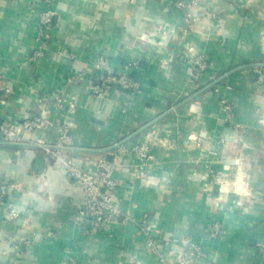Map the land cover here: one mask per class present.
I'll use <instances>...</instances> for the list:
<instances>
[{"label":"crops","instance_id":"crops-1","mask_svg":"<svg viewBox=\"0 0 264 264\" xmlns=\"http://www.w3.org/2000/svg\"><path fill=\"white\" fill-rule=\"evenodd\" d=\"M49 8L55 25L35 60L37 16ZM190 48L212 64L205 86L191 79ZM99 54L113 70L135 62L140 93L114 87L94 96L86 81L67 82L75 73L91 76ZM257 68L264 73V0H0V120L35 113L44 91L75 96L66 154L94 172L122 143L115 196L131 216L84 235L72 221L82 189L40 148L0 138V176L21 184L10 200L26 213L0 221V264H67L68 256L76 264H160L149 237L169 261L196 243L206 257L192 264H264V85ZM208 76L216 79L208 83ZM27 138L52 143L56 131ZM140 144L148 147L144 162L132 151ZM139 170L145 176L135 177ZM230 171L246 176L250 192L233 215L210 175ZM213 220L223 223L221 238L208 237ZM21 237L30 245L14 248Z\"/></svg>","mask_w":264,"mask_h":264},{"label":"built area","instance_id":"built-area-1","mask_svg":"<svg viewBox=\"0 0 264 264\" xmlns=\"http://www.w3.org/2000/svg\"><path fill=\"white\" fill-rule=\"evenodd\" d=\"M55 0H50L53 2ZM178 5H181L179 3ZM193 6L197 2H192ZM56 11L52 8L41 11L37 18V36L34 49V59H40L46 52L51 31L55 25ZM189 60L192 64L191 79L198 85L205 86L203 82L204 74L211 69L212 64L208 58L200 52L189 49ZM91 76L85 77L83 73H75L67 78L69 83H81L86 81V88L89 94L101 96L110 89L117 87L129 95L134 96L140 93V85L133 73L136 68L135 62H128L118 70L110 67L107 58L101 54L96 55L91 60ZM257 82H261L264 73L261 69L255 70ZM208 83L216 78L208 76ZM218 89H216L217 91ZM37 111L21 119H1L0 120V138L3 143L17 147H37L40 148L45 159L52 162L53 165L62 169L67 177L72 178L74 182L82 189V206L72 215L73 224L76 225L86 236H92L96 232L105 230L113 225L126 224L131 222L129 212L124 211L120 201L115 196L119 187V180L115 177V171L118 166V157L127 151V148L120 142L114 144V158L111 160L99 158L96 162L94 172H87L79 168L74 160L66 154V149L71 142V133L68 124V117L72 116L77 110L75 96H66L44 91L37 95ZM220 106L226 122H231L233 117L231 103L223 98L220 100ZM49 129L56 131V138L52 143L29 142L27 135L34 132H43ZM136 158L144 162L148 158V147L140 144L132 148ZM145 176L143 170L135 173V177ZM21 184L4 180L0 176V221L13 222L26 215L25 211L13 203L10 199L12 193L19 190ZM241 207L242 202L235 201L232 206H228L226 211L229 214L234 213ZM224 235L223 223L219 220H213L210 224L208 237L218 239ZM14 248L19 246H29L30 240L21 237L13 242ZM147 249L158 255L160 264H192L196 260L205 259V252L200 244L188 243L177 254L172 261L165 259L159 253V247L152 238L147 239ZM67 264H76L72 256L67 257Z\"/></svg>","mask_w":264,"mask_h":264},{"label":"rangeland","instance_id":"rangeland-1","mask_svg":"<svg viewBox=\"0 0 264 264\" xmlns=\"http://www.w3.org/2000/svg\"><path fill=\"white\" fill-rule=\"evenodd\" d=\"M259 86L264 85V78H262L261 82H257ZM261 92H264V88L260 90ZM230 174H226V176H218V174H210L212 175V178H214L215 182L219 185L217 187L216 192H221L220 194L223 195V203L226 205V208L228 206H232V204L236 201H240L244 203L243 201L246 199V196H250V192L248 188L245 187V178L246 176H235L233 171H230ZM233 172V173H232ZM239 209L240 205L238 206Z\"/></svg>","mask_w":264,"mask_h":264},{"label":"water","instance_id":"water-1","mask_svg":"<svg viewBox=\"0 0 264 264\" xmlns=\"http://www.w3.org/2000/svg\"><path fill=\"white\" fill-rule=\"evenodd\" d=\"M40 164H41V159L39 158V159H37V161H36V166L38 167ZM36 169H37V168H36Z\"/></svg>","mask_w":264,"mask_h":264},{"label":"trees","instance_id":"trees-1","mask_svg":"<svg viewBox=\"0 0 264 264\" xmlns=\"http://www.w3.org/2000/svg\"><path fill=\"white\" fill-rule=\"evenodd\" d=\"M133 75H134V73H133ZM134 77L136 78V76L134 75ZM234 213H232V215H233Z\"/></svg>","mask_w":264,"mask_h":264}]
</instances>
